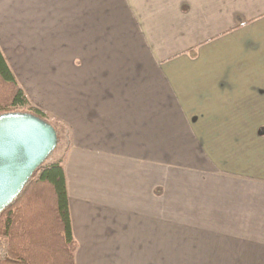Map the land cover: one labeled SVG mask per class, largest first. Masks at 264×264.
Returning a JSON list of instances; mask_svg holds the SVG:
<instances>
[{"label":"crops","instance_id":"1","mask_svg":"<svg viewBox=\"0 0 264 264\" xmlns=\"http://www.w3.org/2000/svg\"><path fill=\"white\" fill-rule=\"evenodd\" d=\"M40 1L75 264H264V0Z\"/></svg>","mask_w":264,"mask_h":264},{"label":"trees","instance_id":"2","mask_svg":"<svg viewBox=\"0 0 264 264\" xmlns=\"http://www.w3.org/2000/svg\"><path fill=\"white\" fill-rule=\"evenodd\" d=\"M26 107H30L29 98L0 49V113ZM38 109L31 107L30 112L43 118ZM54 128L59 146L61 134ZM63 144L67 148V135ZM55 149L0 212V264H75L77 243L71 229L65 169L62 160H52Z\"/></svg>","mask_w":264,"mask_h":264},{"label":"rangeland","instance_id":"3","mask_svg":"<svg viewBox=\"0 0 264 264\" xmlns=\"http://www.w3.org/2000/svg\"><path fill=\"white\" fill-rule=\"evenodd\" d=\"M77 1V0H76ZM56 3H43L40 0H1L0 1V43L3 52L6 55V61L14 69L22 84L25 85L27 92L34 98L36 103L44 105L47 109L56 110V100L52 98V92L40 91L38 88L43 84H39L38 73L40 64L45 59L40 45L41 32L40 29H46L51 25L53 19L48 18V12H53ZM64 5V4H63ZM63 8V10L72 11V6ZM82 6L75 4V11L77 7ZM35 33L36 45L25 43V38ZM26 36V37H25ZM54 36L50 33V38ZM29 38V37H28ZM38 53L36 54L35 51ZM53 54V51L50 52ZM54 71V68H50ZM32 75L35 77L33 78ZM37 82V84H35ZM20 85V84H19ZM27 95V94H26ZM28 95V96H29ZM30 101V99H29ZM36 108L30 101V107L24 108V112H30V109ZM43 119L56 127L61 134V142L64 141L66 136V129L61 121L50 112L39 108ZM263 133V132H262ZM261 134V132H260ZM62 146L56 147L55 152Z\"/></svg>","mask_w":264,"mask_h":264},{"label":"water","instance_id":"4","mask_svg":"<svg viewBox=\"0 0 264 264\" xmlns=\"http://www.w3.org/2000/svg\"><path fill=\"white\" fill-rule=\"evenodd\" d=\"M57 143L54 126L40 116L0 113V212L20 194Z\"/></svg>","mask_w":264,"mask_h":264}]
</instances>
